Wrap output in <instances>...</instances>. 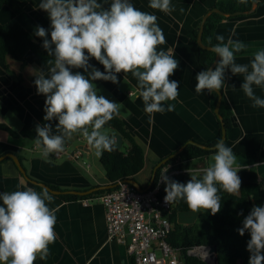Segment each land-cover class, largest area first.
I'll list each match as a JSON object with an SVG mask.
<instances>
[{
  "label": "crops",
  "instance_id": "0c3cea01",
  "mask_svg": "<svg viewBox=\"0 0 264 264\" xmlns=\"http://www.w3.org/2000/svg\"><path fill=\"white\" fill-rule=\"evenodd\" d=\"M17 1L23 10L16 13L9 6L2 7L0 23L17 18L42 43V38L34 34L35 28L39 25L48 29L50 20L47 13L39 9L40 0ZM219 1L171 0L175 10L166 14L150 8L149 0H130L141 11L157 16L167 40L166 44L158 46V50L174 51L179 61L178 69L170 77V80L179 82V95L176 100L165 102V107L167 104L175 105L173 111L147 114L142 98H138L140 90L137 80L130 72L117 74L118 83L104 80L93 82L98 95L119 103V114L127 129L145 149L146 165L136 175L142 186L149 184L153 167L162 158L178 150L190 139L205 142L214 138L219 131V118L211 107V93L205 90L198 94L195 91V76L204 70L199 60L195 32L205 14ZM217 34L223 35L225 42L229 38L244 42L246 48L236 53V62L250 64L253 54L264 49V0H260L251 12L221 21L214 33L216 43ZM90 64L104 71L103 65L94 58L90 59ZM40 69L47 72L48 68L33 53H28L25 63L11 54L5 58L0 56V156L15 153L26 170L23 173L10 156L0 159V192L27 187L38 192L44 189L29 184L28 177L33 183L55 185L62 192L108 188L100 187L110 185L112 181L100 162V156L96 155V149L87 143L82 133H73L66 138L63 150L71 153L76 148H82L83 155L79 159L68 153L61 157H55L52 153L44 158L42 152L32 150L36 142L37 124L51 123L53 133L59 134L55 126L58 120L49 122L43 119L46 115L42 109L45 96L37 94L33 83ZM73 71L83 73V69ZM242 80L243 76L231 75L230 72L226 74L224 99L232 108L233 117L225 144L233 148L241 169L255 170L259 181L264 183V108L252 107V101L240 88ZM254 92L264 98V89L254 86ZM253 153H258L262 160H256L250 155ZM212 156L185 161V167L196 172L207 167L212 162ZM48 191L54 194L49 207L58 209L56 240L50 244L53 264H135L126 244L108 238L106 209L100 200L85 204L82 199L65 200L60 196L62 192ZM35 264H44V259L38 256Z\"/></svg>",
  "mask_w": 264,
  "mask_h": 264
},
{
  "label": "clouds",
  "instance_id": "9594fccd",
  "mask_svg": "<svg viewBox=\"0 0 264 264\" xmlns=\"http://www.w3.org/2000/svg\"><path fill=\"white\" fill-rule=\"evenodd\" d=\"M38 7L47 13L50 27L37 25L34 34L42 38V47L54 60L47 61V72L40 69L35 74L33 83L37 94L45 96L44 121L58 120L59 133H53L51 123L35 126L36 143L42 145L44 158L62 152L66 138L77 132L96 149L97 156L115 150L116 138L104 126L119 114L120 105L98 95L96 80L118 83L117 74L130 72L137 80L138 98H142L147 114L174 110V104L165 107V102L179 95V82L170 80L179 61L174 51L158 50L167 40L155 14L141 11L130 0H40ZM149 7L166 14L175 10L171 0H149ZM216 40L211 51L219 59L214 68L196 74L195 91L219 92L230 72L243 76L240 88L252 107L264 108V98L254 92V86L264 89V49L253 54L250 64H239L236 53L246 48L244 42L231 38L225 42L221 34ZM92 58L104 71L90 64ZM73 69H83V73ZM214 148L212 162L200 169V178L193 175L182 183L168 177L167 169L161 173L165 202L183 199L193 212L205 209L215 215L221 210L218 192L241 189L238 172L242 167L233 148L223 140H217ZM53 200L54 194L47 189L0 192V262L35 264L38 256L47 258L48 246L56 240L58 209L49 207ZM238 215H243V210ZM246 231L250 234L248 264H264V204L253 205L244 216L237 232L243 236Z\"/></svg>",
  "mask_w": 264,
  "mask_h": 264
},
{
  "label": "trees",
  "instance_id": "16d2710c",
  "mask_svg": "<svg viewBox=\"0 0 264 264\" xmlns=\"http://www.w3.org/2000/svg\"><path fill=\"white\" fill-rule=\"evenodd\" d=\"M253 2L254 0H221L214 7H218L226 13L237 11H242L244 13L253 7ZM4 6H9L16 13H20L23 10L22 5L17 0H0V10ZM231 16L233 15H227L216 11L209 14L202 34V41L205 45L214 46L216 44L214 33L218 24ZM199 28L195 32L196 42ZM209 37H211V43H209ZM198 47L199 60L202 68L211 67L217 57L216 53L211 51V48L201 47L199 45ZM28 53H33L47 68L49 67L47 61L54 60V57L49 56L47 51L42 47V43L36 40L34 35L17 18L10 19L5 23H0V56L5 58L6 55L11 54L16 59L22 60L25 63ZM224 89L225 85L220 90L223 94L220 113L223 116L225 127L228 132V129L232 126L233 110L224 99ZM218 99L219 92L213 91L210 100L214 112ZM44 105L42 108L43 112ZM104 128H111L112 132L109 134L115 138L117 134H121L123 138V145L121 147L116 144L115 150L111 152L104 151L100 156V162L106 170L108 177L112 181V184H116L117 186L119 180L136 178V175L146 165V152L142 144L138 142L127 129L124 119L120 114L114 116ZM222 136L223 129L219 120V131L216 136L202 143L215 145L217 140L222 139ZM214 152L215 149H205L195 144H188L180 154L171 158L158 168L153 184L159 179L163 167L169 163H174V168L181 170L169 176L171 179L186 183L193 175L198 178L202 177V173L182 170L186 169L184 163L194 158L214 154ZM250 155L255 157L258 161L262 160L258 153ZM238 175L242 181L241 189L235 193H228L221 189L218 192V195L221 197V210L217 214L212 215L210 211L203 209L198 223L192 225L181 224L178 221V213L192 210L183 199L173 202V210L170 214V218L174 223V231L170 236V242L182 248L185 264H208L201 256L189 252L191 249L201 245L217 246L219 264H239L240 259H243L244 264H248L249 253L246 250V242L250 239V234L246 231L245 234L241 236L237 232V229L242 226L244 216L250 212L253 205L264 204V183L259 181L257 172L252 169H241ZM28 180L29 184L35 187L49 190L39 182L33 183L29 177ZM46 185L53 189L59 188L52 184ZM114 187L96 190L84 195L64 191L60 193V196L65 200H95ZM164 188L165 184L163 183L161 193L166 195ZM241 210H243V215H238ZM48 247L49 254L47 258L44 259V264H53V250L51 245Z\"/></svg>",
  "mask_w": 264,
  "mask_h": 264
},
{
  "label": "built area",
  "instance_id": "2783aa9c",
  "mask_svg": "<svg viewBox=\"0 0 264 264\" xmlns=\"http://www.w3.org/2000/svg\"><path fill=\"white\" fill-rule=\"evenodd\" d=\"M32 150L42 152L43 147L35 142ZM64 153L79 159L83 150L76 148L71 153L62 151L53 155L61 157ZM166 169L168 177L181 171L174 168V163L165 165L162 173ZM182 170L191 171L187 168ZM162 186L160 177L143 191L126 180H119L116 187L97 198L106 209L108 238L126 244L135 264H185L182 248L170 242L174 231V223L170 218L173 202H165ZM82 200L89 204L93 199ZM193 249L208 256L205 248L197 246Z\"/></svg>",
  "mask_w": 264,
  "mask_h": 264
},
{
  "label": "water",
  "instance_id": "95a60500",
  "mask_svg": "<svg viewBox=\"0 0 264 264\" xmlns=\"http://www.w3.org/2000/svg\"><path fill=\"white\" fill-rule=\"evenodd\" d=\"M260 0H254L253 2V7L248 10V11H245V12H251L253 11L256 6L258 5ZM219 12V13H223V14H227V15H237V14H241L243 13L242 11H237V12H233V13H226L224 11H222L221 9H219L218 7H212L206 14L205 16L203 17L202 19V22H201V25H200V28H199V33H198V36H197V43L199 46L201 47H207V48H212L213 46H207L203 43L202 41V34H203V30H204V27H205V22L209 16L210 13L212 12ZM219 57L217 56L216 59L214 60V62L212 63L211 67L214 68L215 66V63L218 61ZM222 101H223V94L221 91H219V99H218V102L216 104V107H215V113L216 115L218 116L221 124H222V129H223V136H222V139L224 142L226 141V138H227V130H226V127H225V123H224V120H223V116L221 115L220 113V107L222 105ZM116 141H117V145L119 147H121L123 145V138H122V135L121 134H117L116 136ZM195 144V145H198L200 147H203L205 149H215L214 148V145H208V144H205V143H202L200 141H196L194 139H190L188 140L187 142H185L182 147H180L178 150L172 152L171 154H169L168 156L162 158L154 167L153 169V173H152V176H151V179H150V182L147 186H142V184L139 182V180L137 178H128L126 179V181L130 182L131 184H133L134 186H136L140 191H143V190H146L148 189L149 187L152 186L154 180H155V177L157 175V170L158 168L163 165L164 163H166L168 160H170L171 158L175 157L176 155L180 154L183 149L188 145V144ZM5 156H10L12 157L15 162L17 163V165L19 166V168L22 170L23 173H26V170L24 168V166L22 165V162L20 160V158L13 152H10L8 154H5V155H2L0 156V159H2L3 157ZM43 186H45L46 188H48L50 191L52 192H55V193H60L62 192L61 190H58V189H53L51 187H49L48 185H46L45 183H42ZM116 186V184H110V185H107V186H100V187H114ZM95 189L97 188H92V189H89V190H85V191H78V190H70L72 193H78V194H86V193H89V192H92L94 191ZM200 248H205L208 250V256H203L200 254V252L198 250H195L193 249L190 253L191 254H195V255H199L201 256L204 260H206L208 262V264H219V258H218V251H217V246L216 245H201L199 246ZM239 264H244V261L243 259H240V262Z\"/></svg>",
  "mask_w": 264,
  "mask_h": 264
},
{
  "label": "rangeland",
  "instance_id": "374dc122",
  "mask_svg": "<svg viewBox=\"0 0 264 264\" xmlns=\"http://www.w3.org/2000/svg\"><path fill=\"white\" fill-rule=\"evenodd\" d=\"M109 133L111 132L110 128H105ZM203 209H200L199 212L185 211L178 213V221L183 225H192L199 222V218Z\"/></svg>",
  "mask_w": 264,
  "mask_h": 264
},
{
  "label": "bare ground",
  "instance_id": "6f19581e",
  "mask_svg": "<svg viewBox=\"0 0 264 264\" xmlns=\"http://www.w3.org/2000/svg\"><path fill=\"white\" fill-rule=\"evenodd\" d=\"M9 158H11V157H9ZM23 174V173H22ZM46 184V183H45Z\"/></svg>",
  "mask_w": 264,
  "mask_h": 264
}]
</instances>
